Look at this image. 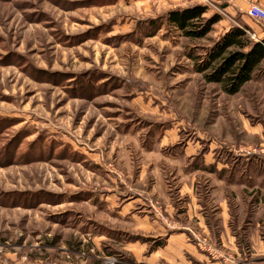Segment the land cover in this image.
<instances>
[{
    "label": "rangeland",
    "instance_id": "374dc122",
    "mask_svg": "<svg viewBox=\"0 0 264 264\" xmlns=\"http://www.w3.org/2000/svg\"><path fill=\"white\" fill-rule=\"evenodd\" d=\"M219 1L191 41L166 24L176 0H0V264H181L132 214L179 231L192 188L214 247L190 264H257L264 63L229 96L191 58L241 18Z\"/></svg>",
    "mask_w": 264,
    "mask_h": 264
},
{
    "label": "trees",
    "instance_id": "16d2710c",
    "mask_svg": "<svg viewBox=\"0 0 264 264\" xmlns=\"http://www.w3.org/2000/svg\"><path fill=\"white\" fill-rule=\"evenodd\" d=\"M208 12L204 5H192L168 12L165 21L168 26L180 32L182 37L201 41L220 22L218 15L206 18ZM156 20L150 22L154 24ZM253 34L247 25L231 28L203 58L191 55L196 72L202 75L207 84L219 85L229 96L240 93L255 79L264 63V41L253 40Z\"/></svg>",
    "mask_w": 264,
    "mask_h": 264
},
{
    "label": "crops",
    "instance_id": "0c3cea01",
    "mask_svg": "<svg viewBox=\"0 0 264 264\" xmlns=\"http://www.w3.org/2000/svg\"><path fill=\"white\" fill-rule=\"evenodd\" d=\"M176 1L182 4L181 5L182 8L189 7L192 5H203L204 2L212 3L214 1L218 5L222 3L219 0H176ZM252 4H257L264 9V0H238L233 4H227V6L224 9H220V11L231 16L232 14L241 15L240 20L234 19L235 17L233 18L234 25L228 26L225 32L229 31L231 28L234 27H242L243 25H247L254 33H256L258 37H260V40L264 41V21L262 23H257L247 15V12ZM190 187L192 188L193 186ZM184 196H187L186 198L189 199V201L186 203L187 207L185 208V213H186L185 215L188 217L189 220H187V222L184 221V223L182 221L183 223L182 226L179 224L180 220H177L178 225L182 227L181 229H178L179 231L170 230L171 224L168 220L171 221V219L169 218L167 219L163 217L161 218L160 216H156V215L152 217L148 214H144L142 216L139 214H132V217L136 220L135 221L136 226H138L136 227L137 231L139 230L141 232H144L145 235L146 234L155 235L156 238L154 239L164 238L163 239L164 244L162 243V246H160L161 244H158L157 246L152 245L151 247H158L157 249L159 250L157 249L155 250L160 251L162 253L167 252L168 254L174 255L177 258V261L181 262V264H190L191 262L186 257L187 253L190 254L187 251V247L194 248V250L198 252L200 255H202L204 258L209 259L208 254H206L207 251L206 252L202 251L201 247H214V246L210 240H209L210 242L206 244L205 243L206 241L202 242L201 239L200 240L195 239L197 237V234L204 237L206 233L211 234V231L209 227L205 224L203 217L201 216V211L198 210V206H200L199 205L200 203L199 201H197V196L194 194L193 188L192 190H189L188 193ZM127 208L128 209L124 207L121 210L120 212L121 216L124 217V216H128L129 214L131 215L129 207ZM168 216L171 217L172 215L169 214L167 215V217ZM193 219H196V221L195 222L192 221ZM223 227H224L223 232L219 231V229H217L216 232L223 236H227V235L230 236L231 229L228 223H226V221ZM199 231H204L205 234H201V232ZM216 232L214 231V234H216ZM203 239L206 240L205 237ZM230 242L232 241L230 240ZM138 245H140L141 247L148 246L139 243ZM257 245L258 247H252L256 251L255 256H256L257 264H264V245L262 244V242L261 244H257ZM199 250H201V252ZM157 251L155 252L157 253ZM245 251L246 249L242 248L240 254ZM210 256L212 257V254ZM211 260H212L210 262L211 264H223L222 262L213 259V257ZM229 262L233 264L231 261Z\"/></svg>",
    "mask_w": 264,
    "mask_h": 264
},
{
    "label": "built area",
    "instance_id": "2783aa9c",
    "mask_svg": "<svg viewBox=\"0 0 264 264\" xmlns=\"http://www.w3.org/2000/svg\"><path fill=\"white\" fill-rule=\"evenodd\" d=\"M229 4H233L238 0H224ZM247 15L255 22L262 23L264 21V9L257 4H252Z\"/></svg>",
    "mask_w": 264,
    "mask_h": 264
},
{
    "label": "bare ground",
    "instance_id": "6f19581e",
    "mask_svg": "<svg viewBox=\"0 0 264 264\" xmlns=\"http://www.w3.org/2000/svg\"><path fill=\"white\" fill-rule=\"evenodd\" d=\"M163 180V179H162Z\"/></svg>",
    "mask_w": 264,
    "mask_h": 264
}]
</instances>
